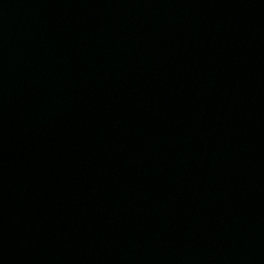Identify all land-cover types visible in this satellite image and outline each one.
Listing matches in <instances>:
<instances>
[{
  "label": "water",
  "instance_id": "95a60500",
  "mask_svg": "<svg viewBox=\"0 0 264 264\" xmlns=\"http://www.w3.org/2000/svg\"><path fill=\"white\" fill-rule=\"evenodd\" d=\"M0 264H264V0H0Z\"/></svg>",
  "mask_w": 264,
  "mask_h": 264
}]
</instances>
